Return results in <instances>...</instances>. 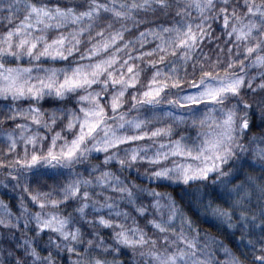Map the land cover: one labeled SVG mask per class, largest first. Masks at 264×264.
<instances>
[{
    "label": "clouds",
    "instance_id": "clouds-1",
    "mask_svg": "<svg viewBox=\"0 0 264 264\" xmlns=\"http://www.w3.org/2000/svg\"><path fill=\"white\" fill-rule=\"evenodd\" d=\"M0 264H264V0H0Z\"/></svg>",
    "mask_w": 264,
    "mask_h": 264
},
{
    "label": "snow or ice",
    "instance_id": "snow-or-ice-1",
    "mask_svg": "<svg viewBox=\"0 0 264 264\" xmlns=\"http://www.w3.org/2000/svg\"><path fill=\"white\" fill-rule=\"evenodd\" d=\"M181 42H183V41H181ZM71 83H78V81H71ZM148 94L151 95L152 93L149 92ZM211 98H212V97H209V99H211ZM32 159H33V160L36 159V156L33 155Z\"/></svg>",
    "mask_w": 264,
    "mask_h": 264
}]
</instances>
